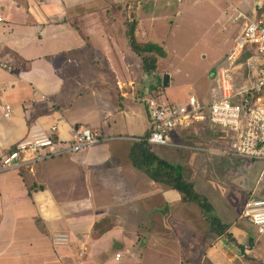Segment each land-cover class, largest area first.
<instances>
[{"label":"crops","instance_id":"0c3cea01","mask_svg":"<svg viewBox=\"0 0 264 264\" xmlns=\"http://www.w3.org/2000/svg\"><path fill=\"white\" fill-rule=\"evenodd\" d=\"M119 1L0 0V62L12 66L8 70L0 65V162L17 145L46 136L54 124L63 144L71 141L72 128L80 126L107 138L88 149L0 171V264H79L82 241L88 245L84 264H109L110 259L113 264H264V233L242 215L250 197H264L258 184L263 162L216 160L209 152L215 149H192L173 140L194 121L197 131L205 121L213 130L207 115L173 130L174 145L150 148L183 168V155L190 149L196 151H190L189 163L205 158L192 164L195 170L188 178L229 226L232 239L212 232L200 211L196 219L184 214L194 205L132 165L133 143L152 129L150 108L172 101L164 96L149 99L147 108L149 97L137 84L144 71L130 50L124 20L105 22L114 8L123 15ZM138 9L137 40L160 45L156 35L141 39L152 29L141 26ZM235 10L241 9L232 7L228 18ZM255 10L264 18V5ZM241 23L226 53L228 65L220 71L230 66L228 56L245 26ZM238 61L230 67L234 88L257 81L263 55L254 49L246 62ZM244 66L249 73L245 83ZM220 97L219 90L213 99ZM5 104L13 108L8 118L3 115ZM214 135L222 144L218 150L229 149L236 140L234 130ZM208 164L216 167L210 170ZM102 222L103 229L95 232ZM56 232L69 233L70 245L54 246ZM238 238L252 242L245 246ZM131 239L139 243L134 249L127 246Z\"/></svg>","mask_w":264,"mask_h":264},{"label":"rangeland","instance_id":"374dc122","mask_svg":"<svg viewBox=\"0 0 264 264\" xmlns=\"http://www.w3.org/2000/svg\"><path fill=\"white\" fill-rule=\"evenodd\" d=\"M118 1V0H117ZM124 0L119 1V5L125 6ZM127 1V0H126ZM138 18H142L141 26L150 30L151 33L143 32L141 39H148L151 35H156L161 42L163 51H160L159 60L155 74H142L137 81L140 93L144 90L149 97L146 99L147 108L149 99H160L164 96L169 98L172 104L188 105L189 97L194 95L199 102L208 105L215 96H219V71L223 66L228 65L227 51L230 49L233 39L238 33L241 22H233L230 14L232 7H237L246 12L250 16H256V8L264 5V0H138ZM130 2V0H129ZM85 5V4H84ZM86 6V5H85ZM89 7V6H86ZM85 9V8H83ZM106 8L105 10H108ZM78 10V9H77ZM119 9L109 10L107 19L103 20L121 24L125 17L119 13ZM103 12V16H104ZM229 14V15H228ZM141 34V33H140ZM256 49L255 46H248L243 56L240 55L238 63L246 62L250 51ZM158 52V51H157ZM242 60V61H241ZM244 75L242 82L245 83L249 78L247 67L242 69ZM232 73V72H231ZM169 75V84L167 87L163 85L164 75ZM234 78V76H233ZM235 79V78H234ZM236 80V79H235ZM234 80V81H235ZM240 81V80H239ZM241 84V83H240ZM239 85V84H236ZM156 90V92H153ZM154 93V94H153ZM157 98V99H156ZM158 104H163L159 101ZM203 129L197 131V121L191 123L189 127L174 134V142L184 145H192L193 147L215 149L222 146L217 143L218 136L214 135L216 131L221 132L220 128L209 127V122L205 121ZM220 135L222 133H219ZM220 149V148H219ZM181 150H185L181 148ZM187 150V149H186ZM223 150V149H221ZM227 150V149H225ZM196 150L186 151L183 155V162L187 178L193 177L190 170H195L192 166L194 162H202L204 157H194L192 163L188 160L189 154ZM189 152V153H188ZM216 154L219 158L216 160H224L223 158H235L238 161L246 162L249 159L231 154H222L218 151H209ZM208 152V153H209ZM198 154V153H197ZM213 154V155H214ZM212 155V156H213ZM215 156V155H214ZM208 169L216 166L207 165ZM206 168V167H205ZM260 169V167L258 168ZM188 178V179H189ZM191 205V204H190ZM195 206V205H194ZM184 210V214H190L196 219L200 214L196 207ZM216 214V212H215ZM181 215V211L178 213ZM202 222V226H203ZM104 222L95 227V232L103 229ZM252 230L256 231L253 228ZM134 234V230L131 231ZM184 234V233H183ZM252 235V234H251ZM240 242L248 246L252 241L246 238H238ZM137 240L131 239L127 246L131 249L136 248ZM118 247V246H116ZM112 249H115L113 246ZM119 249V248H118ZM123 249V248H121ZM97 259V258H96ZM84 260L78 258L79 264H84ZM109 264H113V260H109Z\"/></svg>","mask_w":264,"mask_h":264},{"label":"built area","instance_id":"2783aa9c","mask_svg":"<svg viewBox=\"0 0 264 264\" xmlns=\"http://www.w3.org/2000/svg\"><path fill=\"white\" fill-rule=\"evenodd\" d=\"M232 21H242L245 26L228 56L230 66L220 71L218 81L221 97L213 99L207 106H203L194 95H191L188 105L169 104L151 107L149 110L151 132L147 138L136 140H146L150 145H174L170 140L173 130L190 124L193 120L204 119L207 115L211 124L220 128L222 132L227 134L229 130H234L236 133V140L229 149L215 151L262 161L263 169L258 184L264 188V68L257 81L238 88L233 86L234 78L230 70L248 46H255L264 57V18L253 17L242 10H235ZM0 65L8 70L12 69V66L6 63L0 62ZM12 113V106L5 104L4 117L8 118ZM105 140L107 138L102 137L99 131L80 126L72 128L71 141L63 144L58 133V125L54 124L46 136L19 144L16 149L4 156L0 162V171L56 155L78 152ZM192 149L198 148L192 146ZM202 149L209 151L208 148ZM242 215L256 225L259 233H264V197H250L245 203ZM52 242L54 246H68L71 243V236L67 232H56L52 236ZM87 252L88 245L82 241L77 255L84 260ZM119 257L120 254H117V258Z\"/></svg>","mask_w":264,"mask_h":264},{"label":"trees","instance_id":"16d2710c","mask_svg":"<svg viewBox=\"0 0 264 264\" xmlns=\"http://www.w3.org/2000/svg\"><path fill=\"white\" fill-rule=\"evenodd\" d=\"M138 2V0L126 1L125 6L122 7L121 5L119 8L123 9L126 36L130 50L140 59L144 73L153 75L157 68L159 52L163 51V47L155 42H140L137 40L135 36L137 26L135 10L138 7ZM149 134L144 138H147ZM130 160L135 168L145 173L153 181L177 190L181 194L183 202L197 206L212 232L219 236L226 235L232 239L229 226L224 224L218 215L215 214L214 207L210 201L197 192L194 183L186 177L182 166L172 164L158 156L151 150L150 144L146 140L133 143L130 151Z\"/></svg>","mask_w":264,"mask_h":264},{"label":"water","instance_id":"95a60500","mask_svg":"<svg viewBox=\"0 0 264 264\" xmlns=\"http://www.w3.org/2000/svg\"><path fill=\"white\" fill-rule=\"evenodd\" d=\"M168 84H169V75L166 74L163 77V85L168 86Z\"/></svg>","mask_w":264,"mask_h":264}]
</instances>
